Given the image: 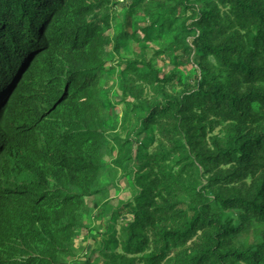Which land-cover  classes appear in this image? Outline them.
I'll return each mask as SVG.
<instances>
[{
  "label": "trees",
  "instance_id": "16d2710c",
  "mask_svg": "<svg viewBox=\"0 0 264 264\" xmlns=\"http://www.w3.org/2000/svg\"><path fill=\"white\" fill-rule=\"evenodd\" d=\"M156 28L171 46L146 55ZM107 168L129 197L83 264H264V0H0V264H77Z\"/></svg>",
  "mask_w": 264,
  "mask_h": 264
},
{
  "label": "rangeland",
  "instance_id": "374dc122",
  "mask_svg": "<svg viewBox=\"0 0 264 264\" xmlns=\"http://www.w3.org/2000/svg\"><path fill=\"white\" fill-rule=\"evenodd\" d=\"M124 5H128V2H122L121 8H123ZM117 13H119V11H117ZM116 23L118 24V22ZM152 37L154 38V41L151 43L137 44L138 47L142 48V52L145 51L146 55L152 53L150 48L155 51H165L171 46V44L167 42L165 34L158 28L155 29ZM123 44L125 47L121 48L118 53L111 57L109 56L107 66L110 67L111 70L102 73V77L100 78L101 91L99 93V102L107 109V112L111 115L114 122L120 121L122 118L123 104L118 95V81L124 69L123 64L134 60L132 40H126ZM190 53V49H185L184 56L190 55ZM157 61L159 72H164L166 75H169L170 73H178L181 75L185 83H190L192 81V77L195 73L194 68L193 66L188 65L183 57H179L176 61V63L180 65L179 68L174 66L175 59L172 55L165 54L162 57H158ZM194 62H197V60L195 59ZM168 88L171 89L170 87ZM108 129L110 131L111 127ZM126 182L127 181L124 180L123 177L116 176V173L112 168H107L101 175V183L107 188L105 197L99 199V205L103 208V212L99 219L100 221H96L93 217L96 209H92L89 214H86L84 217V228L78 230L73 237L76 251L75 262L77 264L85 263L86 261L84 257H87L88 253L92 250L94 241L102 239L101 234L106 231L105 224H107L110 219V209H116L119 202L125 201L129 197L130 190L127 186L128 182L127 184ZM110 220H112V218ZM115 230L118 231L119 229L115 228L113 224V227H110V231Z\"/></svg>",
  "mask_w": 264,
  "mask_h": 264
}]
</instances>
